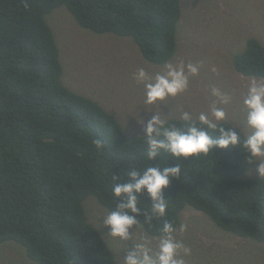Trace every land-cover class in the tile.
I'll return each instance as SVG.
<instances>
[{
	"label": "trees",
	"instance_id": "trees-1",
	"mask_svg": "<svg viewBox=\"0 0 264 264\" xmlns=\"http://www.w3.org/2000/svg\"><path fill=\"white\" fill-rule=\"evenodd\" d=\"M182 2L27 0L26 8L25 0H0V243L13 242L33 264H116L99 223L85 220L83 201L92 196L112 211L114 174L123 182L128 167L174 161L163 153L149 161L144 135L128 129L125 117L62 85L46 16L63 6L81 28L130 38L160 66L175 53ZM233 67L246 78L264 77V47L247 39ZM187 163L165 190L167 215L151 225L138 217L144 232L158 236L165 219L178 226L191 208L226 234L264 243V178L248 175L254 163L246 154L229 146ZM141 200L139 207H150L146 195Z\"/></svg>",
	"mask_w": 264,
	"mask_h": 264
},
{
	"label": "rangeland",
	"instance_id": "rangeland-1",
	"mask_svg": "<svg viewBox=\"0 0 264 264\" xmlns=\"http://www.w3.org/2000/svg\"><path fill=\"white\" fill-rule=\"evenodd\" d=\"M181 9L175 53L169 62H191L200 65V70L198 75L189 77L185 92L163 102L166 108L161 118L180 119L181 110H185L198 119L217 100L212 95L215 87L232 98L229 104L217 103L226 112V121L220 123L235 125L249 134L251 130L243 123L242 103L249 78L234 70L233 58L249 38L264 47V0H183ZM46 23L58 49L62 85L97 102L109 113L125 117L128 129L143 134L140 117L146 122L151 116L144 112V88L134 79V73L144 68L149 75H155L163 65L147 62L130 38L81 28L63 6L47 15ZM160 106L158 102L151 110L158 111ZM250 170V177L258 176L255 165ZM82 209L85 220L91 215L99 223L98 232L105 238L116 264H123L125 250L131 248L135 238L121 241L106 236L107 229H102L100 221L109 211L94 197H87ZM180 223L187 225V231L177 234V238L192 249L191 256L185 258L187 264H264V243L226 234L191 208L181 213ZM140 235L137 232L136 238ZM0 264L33 263L21 248L7 241L0 243Z\"/></svg>",
	"mask_w": 264,
	"mask_h": 264
},
{
	"label": "clouds",
	"instance_id": "clouds-1",
	"mask_svg": "<svg viewBox=\"0 0 264 264\" xmlns=\"http://www.w3.org/2000/svg\"><path fill=\"white\" fill-rule=\"evenodd\" d=\"M25 7H28L25 0ZM200 65L191 62L184 64L165 62L162 71L149 75L144 68L134 73V79L144 88L145 113L151 118L145 122L140 117L143 135L148 146L147 159L156 160L167 154L174 163L161 167L160 164L148 166L143 170L128 167L123 170L122 177L113 175L112 194L116 198L115 208L107 212L101 219L102 229H107L106 236L119 238L121 241H133L131 248L125 250L123 264H187L192 249L177 234L187 231V225L180 223L177 227L167 219L159 228L158 236H150L144 232L138 217L151 225L153 220H159L167 215L169 197L165 190L171 181H178L182 175L183 166L192 163L201 154L207 156L215 150L239 148L250 163H254L258 176L264 177V77H250L247 92L243 96L245 127L251 131L246 136L237 130L235 125L225 127L221 121H226V112L217 103L229 104L231 96L212 88V95L217 97L210 106L209 112H201L198 119L185 110H181L182 125H168L161 118L163 104L169 97H176L185 92L189 86V77L199 74ZM160 103L158 111L151 108ZM97 147L102 142L95 141ZM189 158H192L189 161ZM147 196L149 208H141L144 204L141 196ZM141 235L136 238V233ZM153 242H155L153 246Z\"/></svg>",
	"mask_w": 264,
	"mask_h": 264
}]
</instances>
